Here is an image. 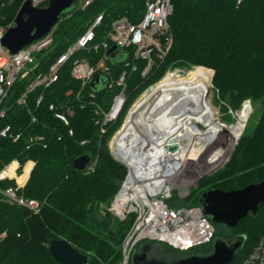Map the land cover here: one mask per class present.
I'll list each match as a JSON object with an SVG mask.
<instances>
[{"label": "trees", "instance_id": "16d2710c", "mask_svg": "<svg viewBox=\"0 0 264 264\" xmlns=\"http://www.w3.org/2000/svg\"><path fill=\"white\" fill-rule=\"evenodd\" d=\"M25 1L0 0V26H12ZM81 1L76 0V9L64 14L52 29L53 47L41 57L44 70L83 35L97 17L103 16L96 30L99 42L114 21L127 18L133 23L139 22L144 16L147 0H95L86 8L79 6ZM172 2L174 13L170 26L174 45L152 79L164 74L169 65L186 69L204 66L214 71V89L224 108L238 110L250 100L261 109L259 120L243 132L229 161L214 174L203 178L199 185L206 184L207 190L231 191L260 183L264 181V0ZM114 69L119 71V64L114 65ZM194 72L211 82V71L198 69ZM71 73L72 61L63 67L57 83L46 90L37 89L30 96L27 108L16 103L25 91L26 82H17L10 91L8 104L11 108L6 117L0 119V131L11 124L16 132L22 133V138L15 143L0 137V171L15 159L22 165L33 161L35 166L20 194L37 200L41 211L35 214L8 202L4 191L16 184L10 180L0 181V264H60L50 252L51 242L58 239L69 242L79 253L88 256L89 264L122 262V247L133 218L119 222L108 212L127 174L126 166L113 157L109 141L124 120L130 104L152 79L142 83L139 74L132 78L127 89V107L119 121L102 135L94 121V106L86 96L77 99L81 85ZM70 91L74 94L67 96ZM104 92L100 93L99 101L108 99ZM40 96L43 101L37 106ZM51 105L55 111L50 110ZM68 108L74 113L68 115L69 125H66L56 114L66 112ZM33 117L36 122H32ZM38 135L46 137L47 147L34 144L28 148L29 138ZM83 141H86L85 145L81 144ZM84 154H89L95 163L92 173L74 169L75 160ZM31 167L32 163L27 172ZM217 174L219 181L212 183ZM224 182L232 186L224 188ZM202 193L192 192L190 198L194 197L195 204L199 205ZM229 230L237 231L236 236L247 237L242 253L233 263L244 264L264 236V205L256 215H249L235 229ZM218 236L223 237L216 233L215 238ZM150 244L153 251V243ZM212 246L213 243L195 249L190 255L200 256L198 253L206 249L201 256H207L212 252ZM169 249L178 254L177 259L189 255Z\"/></svg>", "mask_w": 264, "mask_h": 264}, {"label": "built area", "instance_id": "2783aa9c", "mask_svg": "<svg viewBox=\"0 0 264 264\" xmlns=\"http://www.w3.org/2000/svg\"><path fill=\"white\" fill-rule=\"evenodd\" d=\"M31 1L34 7L40 6L44 1L50 2ZM94 1L82 0L79 6L86 8ZM241 1L239 0V3ZM173 13L172 0H147L144 16L139 22L133 23L127 18L118 19L97 42L96 30L103 21L101 15L45 70L41 57L53 47V30L13 55L4 49L1 43L8 28L0 26V119L5 118L10 111L9 95L17 82H26V86L16 103L27 108L30 96L37 89L46 90L57 83L63 67L72 61V77L81 85L76 97L78 100L87 97L95 108V124L100 127L102 135L107 134L109 126L119 121L128 105L127 89L132 78L139 74L142 83L150 82L171 52L174 37L170 18ZM112 48L114 50L109 53ZM79 53L85 54L78 56ZM114 54L124 55L125 59L123 61L113 59ZM116 64L120 66L119 71L114 69ZM200 68L212 72V89L214 77L212 69L194 66L185 69V76L175 73L176 71H168L161 80L145 88L130 104L124 120L109 141L113 157L126 166L127 174L111 201L108 212L119 222L133 218L123 243L121 264H131L134 250L142 243H160L179 253L189 254L188 257L192 251L213 243L215 239L214 223L204 215L200 206L184 204L191 197L192 189L211 172H199L192 165L181 162L175 144L148 145L142 135L126 139L119 137L131 118L140 119V116L146 113L145 110L156 102V92L170 74L187 77L189 73ZM99 75L109 78V84L104 92L109 97L105 101H99L100 93H95L90 87V82ZM85 90L88 91L87 94ZM73 94L70 91L67 96ZM42 101L43 96H40L36 102L37 106ZM50 110L55 111V107L51 105ZM73 113L68 108L66 112L57 113L56 116L69 125L68 115ZM36 121L37 119L33 117L32 122ZM70 134L73 135V132L70 131ZM0 137L16 143L22 138V133L16 132L13 125L8 124L1 129ZM28 143V148L34 144L47 147L46 137L43 135L30 137ZM81 144L85 145L86 141ZM30 163L32 167L27 172ZM34 166L33 161L22 165L15 159L2 168L0 181L10 180L16 184L15 187L4 191L8 202L38 214L41 211V204L20 194ZM94 171L95 163L92 161L86 173ZM244 264H264V236Z\"/></svg>", "mask_w": 264, "mask_h": 264}, {"label": "water", "instance_id": "95a60500", "mask_svg": "<svg viewBox=\"0 0 264 264\" xmlns=\"http://www.w3.org/2000/svg\"><path fill=\"white\" fill-rule=\"evenodd\" d=\"M76 0H50L48 7H34L26 0L18 11L12 26L2 38V46L11 54H17L23 48L37 41L58 24L64 14L76 9ZM114 50L112 48L109 53ZM113 59L123 61L125 56L113 55ZM118 60V62H119ZM109 78L96 76L91 82V90L102 93L107 89ZM92 163V157L84 154L74 162V169L84 172ZM264 205V181L247 185L241 189L223 191L210 189L199 198V206L214 224L235 229L241 220L256 215ZM247 237L238 235L233 239L217 237L213 241L212 252L207 256L191 255L168 262L152 256V245L142 243L132 255L131 264H233L242 253ZM53 258L60 264H89L88 256L79 253L65 240H53L50 244Z\"/></svg>", "mask_w": 264, "mask_h": 264}, {"label": "bare ground", "instance_id": "6f19581e", "mask_svg": "<svg viewBox=\"0 0 264 264\" xmlns=\"http://www.w3.org/2000/svg\"><path fill=\"white\" fill-rule=\"evenodd\" d=\"M210 92L211 84L199 74L183 79L170 74L159 86L156 102L140 119L131 118L120 139L142 135L148 145L175 144L181 162L213 172L231 156L240 132L220 123ZM209 147L210 154L203 158Z\"/></svg>", "mask_w": 264, "mask_h": 264}, {"label": "rangeland", "instance_id": "374dc122", "mask_svg": "<svg viewBox=\"0 0 264 264\" xmlns=\"http://www.w3.org/2000/svg\"><path fill=\"white\" fill-rule=\"evenodd\" d=\"M23 3L21 4V6L23 5ZM48 5H49V1H44L38 7L39 8H46V7H48ZM185 69L186 68H182V67H178L177 68V67H172V66L169 65L167 67V70L165 71V73L162 74V75H160V76H158L157 78L152 79L151 82H150V84L155 83V82L161 80L165 76V74L168 71H170V70L171 71H176L175 73L181 74V75L185 76L186 75V70ZM192 73L198 74L197 72H192ZM192 73H189L187 77H189L190 75H192ZM171 77H173V79H183V78H187V77L175 76L174 74H173V76L171 74ZM207 81H209V80H207ZM210 84H211V82H210ZM210 99L213 102L212 103L213 106L218 111V118L220 120V123L223 126H225V127H229L231 129H233V131H235V132H240L239 139H238V141H237V143H236V145L234 146V149H233V151H234L235 148H236V146H237V144H238V142H239V140H240V138H241V135L243 134V132L245 130L247 132V130L250 129L251 125L252 124L253 125L256 124L257 121L259 120V118H260V112H261L260 106L255 105L252 101L249 100V101H246L245 103H243L238 110H234L231 107H229V108L227 107L226 108V106L224 108L223 103H221L218 100V96H217V94L215 92L214 85H213V87L211 89V92H210ZM199 128H202V126H199ZM233 151H232V153H233ZM210 152H211V147H209L208 149L206 148V150L203 152L204 155H205V157H203V158H206V156H208V154H210ZM232 153H231V155H232ZM230 158H231V156L228 158V161H229ZM225 163H227V161ZM225 163H223V165ZM223 165H221L219 168H217L213 172L208 173V175L214 174ZM203 175L205 176V173H203ZM213 177L210 178V179L213 178L212 183H216L217 181H219V178L220 177H219L218 174L217 175H214ZM205 185L203 187H200V185H198L197 187H194L192 189L193 190V193H197L198 191L199 192L201 191V193H202L203 191L207 190L206 187H205ZM223 186H224V188H228V187L232 186V184H230L228 182L227 183L224 182ZM193 198H189L188 199V202L186 200V202H187L188 205L195 204V201H194ZM214 227L216 229V233L220 234V236H223L224 238L233 239V237H235L238 234L237 231L233 233L232 231H230L229 229H227L224 225H216V224H214ZM153 246L154 247H153L152 255H153L154 258H156L158 260H161L162 258H165V260H167L168 262H170V261H172L174 259H177L178 254L175 253V252H172L169 248L164 247L162 244L153 242ZM205 250L206 249L201 250L198 254H200V256H201V254L203 255L204 252H205Z\"/></svg>", "mask_w": 264, "mask_h": 264}, {"label": "flooded vegetation", "instance_id": "af4514ba", "mask_svg": "<svg viewBox=\"0 0 264 264\" xmlns=\"http://www.w3.org/2000/svg\"><path fill=\"white\" fill-rule=\"evenodd\" d=\"M194 255H196V254H194Z\"/></svg>", "mask_w": 264, "mask_h": 264}]
</instances>
